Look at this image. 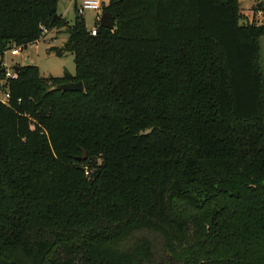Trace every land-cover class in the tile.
<instances>
[{"label":"trees","instance_id":"trees-1","mask_svg":"<svg viewBox=\"0 0 264 264\" xmlns=\"http://www.w3.org/2000/svg\"><path fill=\"white\" fill-rule=\"evenodd\" d=\"M238 2L110 0L91 35L0 0L1 56L65 27L75 67L0 87V264H264V23Z\"/></svg>","mask_w":264,"mask_h":264},{"label":"rangeland","instance_id":"rangeland-1","mask_svg":"<svg viewBox=\"0 0 264 264\" xmlns=\"http://www.w3.org/2000/svg\"><path fill=\"white\" fill-rule=\"evenodd\" d=\"M110 0H103V4L107 5ZM239 13L241 23H249L254 21L257 24L264 23V0H239ZM57 12L65 17L69 23L74 18L73 4L69 0H58ZM96 11H86L83 13L85 27L90 29L95 22ZM67 39L65 27L53 28L46 31L36 41L29 43L18 54L11 55L9 50L5 51L3 65L11 69L14 65L28 64L37 66L39 74L42 78L62 77L64 72L74 74L73 55L67 51H63L60 55L56 53V49L63 46ZM260 43V67L264 76V37Z\"/></svg>","mask_w":264,"mask_h":264},{"label":"built area","instance_id":"built-area-1","mask_svg":"<svg viewBox=\"0 0 264 264\" xmlns=\"http://www.w3.org/2000/svg\"><path fill=\"white\" fill-rule=\"evenodd\" d=\"M73 4V8L75 12L79 15H83L84 12L86 11H96L95 15V21L100 22L101 14H102V4L103 0H69ZM91 35H96L97 29L95 26L91 27L89 29ZM21 51V47L12 45L11 49L9 50L11 55H16ZM5 53V52H4ZM3 58L4 54L1 56L0 55V65L3 68V77L0 80V87L10 78H16L17 72L13 69V66L11 69H8L3 65ZM9 98V93L5 90L2 89L0 90V101L7 104Z\"/></svg>","mask_w":264,"mask_h":264},{"label":"water","instance_id":"water-1","mask_svg":"<svg viewBox=\"0 0 264 264\" xmlns=\"http://www.w3.org/2000/svg\"><path fill=\"white\" fill-rule=\"evenodd\" d=\"M99 24L103 28L111 29L113 27V24H114V19L111 16L110 13L103 12L101 14V18H100ZM25 64H28V61H26ZM13 69L15 70V72H18L19 71V66H14ZM53 89H58V90H61V91H80V92L84 91V87H83L82 81L68 82V83L59 84L57 86H54ZM85 157H86V152L83 151V155H82L81 159H85Z\"/></svg>","mask_w":264,"mask_h":264}]
</instances>
